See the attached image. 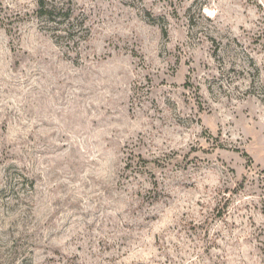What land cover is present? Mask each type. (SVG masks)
Segmentation results:
<instances>
[{
	"label": "rangeland",
	"instance_id": "374dc122",
	"mask_svg": "<svg viewBox=\"0 0 264 264\" xmlns=\"http://www.w3.org/2000/svg\"><path fill=\"white\" fill-rule=\"evenodd\" d=\"M44 1L0 0V264H264V0Z\"/></svg>",
	"mask_w": 264,
	"mask_h": 264
},
{
	"label": "trees",
	"instance_id": "16d2710c",
	"mask_svg": "<svg viewBox=\"0 0 264 264\" xmlns=\"http://www.w3.org/2000/svg\"><path fill=\"white\" fill-rule=\"evenodd\" d=\"M38 7H39V10H38V14L40 17H46L48 18L50 21H52V17H54L56 14V9L54 8H50L48 6H46V3L44 0H38ZM72 12L68 11L67 14L65 15H62L63 17L61 18H64L65 20L63 21L65 23V21H69V19L72 18L71 16ZM63 22H60L58 24H62ZM54 23H57V22H54ZM57 24V25H58Z\"/></svg>",
	"mask_w": 264,
	"mask_h": 264
}]
</instances>
